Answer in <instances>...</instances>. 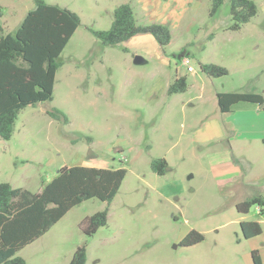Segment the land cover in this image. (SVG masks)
<instances>
[{"label":"rangeland","instance_id":"374dc122","mask_svg":"<svg viewBox=\"0 0 264 264\" xmlns=\"http://www.w3.org/2000/svg\"><path fill=\"white\" fill-rule=\"evenodd\" d=\"M43 1L75 12L80 23L60 53L52 99L21 109L11 138L0 137V182L35 193L62 166L125 168L126 174L109 204L84 199L17 255L26 264H67L84 244V264H250L252 243L240 222L258 219L264 229V213L258 204L241 213L236 204L264 198V144L255 138L264 110L223 113L216 93H264V0H253L256 14L238 29L231 28L229 0L212 15L211 0H185L172 9L170 42L157 48L142 42L144 33L103 45L92 30L108 29L121 3L130 4L139 24L160 22L166 0ZM33 7L34 0H0V32L13 31ZM181 49L193 71L176 56ZM200 63L227 73L208 76ZM179 76L186 90L167 93ZM53 109L68 122L47 114ZM236 122L242 130L232 134ZM206 123L219 125L223 136L198 141ZM230 142L245 159L239 169L229 160ZM157 158L168 159L164 174L151 169ZM104 208L106 225L86 235L81 222ZM190 229L203 240L179 245Z\"/></svg>","mask_w":264,"mask_h":264},{"label":"trees","instance_id":"16d2710c","mask_svg":"<svg viewBox=\"0 0 264 264\" xmlns=\"http://www.w3.org/2000/svg\"><path fill=\"white\" fill-rule=\"evenodd\" d=\"M224 0H211L210 15L217 12ZM232 29H238L256 14L253 0H229ZM80 23L79 16L57 4L34 0V7L26 12L11 32H0V137L9 140L21 109L41 101L51 100L55 74L62 64L60 53ZM1 31V27H0ZM147 33L164 47L171 39V31L164 23L139 24L130 4L121 3L113 12L108 29L92 30L103 45H115L131 37ZM187 55L181 49L176 56ZM202 72L211 77L227 73L215 63H200ZM187 88L185 76L176 77L167 87V93L183 92ZM217 105L221 112L232 110L239 102H249L264 110V93L217 92ZM51 117L68 122L66 114L58 109L47 111ZM168 168L165 158L151 161V169L164 174ZM126 174L125 168L110 169L88 165L62 166L56 175L32 193L9 182H0V264H26L17 252L45 233L73 206L84 199L96 198L110 203ZM252 204L263 211L264 198L260 195L236 204L238 212L246 213ZM107 208L86 216L81 222L82 231L90 236L107 223ZM244 238L261 233L256 220L241 221ZM203 234L190 229L179 241L189 246L202 241ZM254 264H261L256 250L251 251ZM86 247L79 245L67 264H84Z\"/></svg>","mask_w":264,"mask_h":264},{"label":"crops","instance_id":"0c3cea01","mask_svg":"<svg viewBox=\"0 0 264 264\" xmlns=\"http://www.w3.org/2000/svg\"><path fill=\"white\" fill-rule=\"evenodd\" d=\"M154 1L159 3V2H161L163 0H154ZM179 1H180V3H178ZM179 1H177V0H166V2H164L165 5L168 8L165 7L164 9H162L163 12H160V14L162 16V21H160L158 23H164V24L168 25V27L171 26L170 25L171 23H169V20L173 19V17L176 16L175 12L172 9L174 8L175 11H176V9L178 7H181L182 5L185 6V4H186L185 0H179ZM168 9H171L172 11L170 10V12L167 13ZM151 22H156V21H151ZM135 37H136V35H135ZM141 37H143V39H142L143 41L142 42L147 40V42H150L152 44V46H155V44H157V46H155L154 48H157L159 46V44L157 43L156 40H150L148 38H144V37H147V34H144L143 36H140V38ZM132 39H135L134 36L131 37L127 41H131ZM139 44H143V43L140 42ZM137 58L139 60H142V57H140V56H137ZM246 103H249V102H239V103L233 105L232 110L233 109H238V110L244 111V110H248V109H255L259 115L261 114L260 111H263L256 104H253V103L252 104H246ZM205 125H203V126H205V128L203 127L204 129L203 128L200 129V131H204L202 134H200L201 137H197V135H196V139L198 141H200V142H208V141H211L215 136H218L217 138H220V137L223 136L224 133L222 132L221 127H219V125H215V124L211 125L209 123H206ZM239 125H240L239 122H236L234 125L233 124L231 125V127H230L231 131L233 132L235 130L232 134H236V132L238 130H242V127L239 128ZM248 125L249 124H247V126H245V127H248ZM242 126H243V123H242ZM252 127H254V126H252V125L249 126V128H252ZM259 128L260 129L257 128V132L258 133L256 134L255 138L257 140H262V142L264 144V124H262L261 127H259ZM229 148H230V150H229V154L230 155L228 157H229L230 162L236 163V165H237V163L240 162L239 159L242 160V161L245 160L244 158H242L241 156H238L235 153V151L233 149V144L231 142L229 144ZM166 161L168 163V159H166ZM241 165L242 164H240V166ZM235 167H238V169H239L238 165L235 166ZM262 213H264V206H263ZM256 221H258L259 224L262 225V221L261 220L257 219ZM245 239L249 240L252 243V245L250 247V251L248 253L249 254V262H250V264H254L253 263V259H252V255H251V251L252 250H256L257 255L259 256V258L261 260V264H264V229H263V227L261 226V233L260 234L255 235V236L250 237V238H245Z\"/></svg>","mask_w":264,"mask_h":264},{"label":"built area","instance_id":"2783aa9c","mask_svg":"<svg viewBox=\"0 0 264 264\" xmlns=\"http://www.w3.org/2000/svg\"><path fill=\"white\" fill-rule=\"evenodd\" d=\"M189 61H190V59L186 55L180 58V62L187 66V70L193 71V67L191 65H188ZM258 210H260L259 207H258Z\"/></svg>","mask_w":264,"mask_h":264},{"label":"water","instance_id":"95a60500","mask_svg":"<svg viewBox=\"0 0 264 264\" xmlns=\"http://www.w3.org/2000/svg\"><path fill=\"white\" fill-rule=\"evenodd\" d=\"M138 59V58H137Z\"/></svg>","mask_w":264,"mask_h":264}]
</instances>
